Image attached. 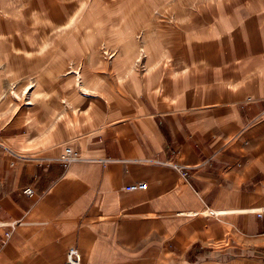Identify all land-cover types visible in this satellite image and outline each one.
<instances>
[{
	"label": "crops",
	"instance_id": "obj_1",
	"mask_svg": "<svg viewBox=\"0 0 264 264\" xmlns=\"http://www.w3.org/2000/svg\"><path fill=\"white\" fill-rule=\"evenodd\" d=\"M262 112L264 0H0V264H264Z\"/></svg>",
	"mask_w": 264,
	"mask_h": 264
},
{
	"label": "built area",
	"instance_id": "obj_2",
	"mask_svg": "<svg viewBox=\"0 0 264 264\" xmlns=\"http://www.w3.org/2000/svg\"><path fill=\"white\" fill-rule=\"evenodd\" d=\"M264 114V112H262ZM81 159L79 153L77 151H73L70 147L66 146L63 155L60 157V161L65 164L72 163L76 160ZM147 188V183L144 181L140 182H132L123 187V189L127 192H135L145 190ZM23 192L27 195L32 194L31 188H25ZM15 224V223H13ZM8 235V233H6ZM81 263V254L78 249L71 247L68 249L66 254L65 264H80Z\"/></svg>",
	"mask_w": 264,
	"mask_h": 264
}]
</instances>
